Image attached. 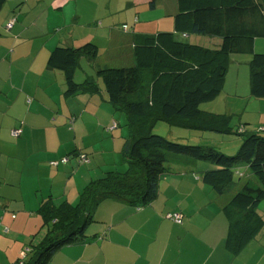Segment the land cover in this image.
I'll list each match as a JSON object with an SVG mask.
<instances>
[{
  "label": "crops",
  "instance_id": "1",
  "mask_svg": "<svg viewBox=\"0 0 264 264\" xmlns=\"http://www.w3.org/2000/svg\"><path fill=\"white\" fill-rule=\"evenodd\" d=\"M124 1L127 13L109 2L108 10L91 18L66 10L78 0H7L0 10V264H25L45 241L51 222L40 211L42 203L76 206L91 181L113 168L123 172L130 167L123 155L128 118L110 102L98 70L135 65V35L158 33L151 28L175 30L171 19L163 20L174 17L178 1L160 0L151 8V0H116ZM185 36L210 47L222 43L219 37ZM87 42L97 44L98 56L82 57L75 78L79 83L91 78L96 89L69 95L64 72L49 67L48 58L58 45ZM255 49L264 52V38L256 39ZM233 56L222 92L209 101L223 96L222 103L208 111L237 117L242 130L246 123L262 130L264 99L251 94L250 58ZM232 70L236 82L231 87ZM17 128L22 132L14 136ZM226 138L237 147L243 140L240 135ZM180 161L161 176L149 204L101 201L84 240L61 246L48 264H264V226L238 254L226 247L223 207L244 183L234 182L219 194L203 181V172L215 164ZM237 169L239 177L254 179L247 164ZM174 211L183 214V223L166 216ZM258 212L264 217V200Z\"/></svg>",
  "mask_w": 264,
  "mask_h": 264
},
{
  "label": "trees",
  "instance_id": "2",
  "mask_svg": "<svg viewBox=\"0 0 264 264\" xmlns=\"http://www.w3.org/2000/svg\"><path fill=\"white\" fill-rule=\"evenodd\" d=\"M7 0H0V10ZM23 1V0H20ZM160 0H151L155 8ZM174 32L137 33L134 37L136 64L130 67H103L98 70L110 102L128 118L130 133L123 155L130 167L110 170L91 181L76 205L51 206L40 211L51 229L45 241L33 249L25 264H48L63 245L84 240L85 227L94 218L98 204L113 198L135 206H145L158 194L162 175L171 165L206 160L215 167L203 172V181L217 193H225L235 182L238 164L245 163L254 179L245 182L223 207L228 220L226 247L238 254L264 226L258 205L264 200V129L242 130L232 115L201 109L222 92L233 54H250V90L264 99V52L255 49L264 38V0H177ZM187 34L219 37V47L190 42ZM98 46L87 42L72 47L58 45L48 58V66L62 70L66 93L81 88L96 89L89 78L79 83L76 71L82 57L98 56ZM158 120L197 130L237 134L242 143L235 154H226L212 145L188 144L153 131ZM249 125L246 123L245 126ZM239 173V172H237Z\"/></svg>",
  "mask_w": 264,
  "mask_h": 264
},
{
  "label": "rangeland",
  "instance_id": "3",
  "mask_svg": "<svg viewBox=\"0 0 264 264\" xmlns=\"http://www.w3.org/2000/svg\"><path fill=\"white\" fill-rule=\"evenodd\" d=\"M79 3L77 6H75V3H71L70 5L66 6V10L69 9V11L73 12L75 11V9H77L80 13H82V15L85 18H91L94 14L99 13L101 14L103 11L108 10L107 7V3L111 2V6L113 8L117 7V6H122L124 8L125 13L127 8L126 6V2H116V0H78ZM165 19L163 20L164 23L169 21L168 19H171L172 22H174V17L173 16H167L164 17ZM83 21H85V19H83ZM156 23V22H155ZM131 30V27L130 29ZM161 29H157V28H151V32L155 31V32H174V30H161ZM186 40L190 41V42H195L194 38L189 39L188 37H185ZM204 44H213L214 42L210 43L209 41H202ZM101 45L104 47V44L101 43ZM256 51H258L256 49ZM259 52V51H258ZM251 58L250 54H244V53H239V54H235V56H233V59H241V60H246ZM243 62V61H242ZM244 64V63H243ZM234 67V66H233ZM240 67L242 66V63H239V65H237V68L240 69ZM232 74L230 75V86L232 87V85L234 84L235 81V73L236 71L232 70L231 72ZM100 81L102 84L103 81L100 78ZM242 82V81H241ZM243 86V82L241 83ZM229 86V87H230ZM220 99L222 98H218V102H213L214 104H212L211 102H205L202 103L200 105L201 109L203 110H210L211 107H213V105H215L216 103H222ZM217 105V104H216ZM209 108V109H208ZM237 119V117H235ZM234 118L233 123L235 124L236 119ZM257 125L249 124L248 128L251 130L257 129L258 127H256ZM153 131L159 135L165 136L169 139L172 140H177L179 142L182 143H188V144H204V145H212L217 147L218 149H220L221 151H223L226 154H235V152H237L238 148L237 147V143L232 144L229 143V139L226 140V137H239V135L236 134H223V133H219V132H212V131H206V130H197L195 128L192 127H181L178 126L176 124H173L169 121L166 120H158L156 122V124L154 125ZM173 133V135H172ZM261 133L264 134V131H261ZM168 136H174V137H168ZM240 141V140H239ZM237 141V142H239ZM242 143V142H241ZM240 143V145H241ZM225 148V149H224ZM244 164V163H243ZM115 170V168H113ZM237 170L236 169V174H235V182L238 183H245L248 180H250L248 177V174L246 175L247 177H239V174H237ZM240 181V182H239Z\"/></svg>",
  "mask_w": 264,
  "mask_h": 264
},
{
  "label": "built area",
  "instance_id": "4",
  "mask_svg": "<svg viewBox=\"0 0 264 264\" xmlns=\"http://www.w3.org/2000/svg\"><path fill=\"white\" fill-rule=\"evenodd\" d=\"M14 22V19H12L9 23H8V27L10 28L12 26ZM124 27L126 28L127 26L124 25ZM117 125V122L114 121L112 126L115 127ZM22 132V129L20 128H17V129H14L12 131V134L14 136H19ZM81 156V160H85L86 159V155L82 154L80 155ZM166 216L170 219H172L174 222L176 223H183V214L181 212H178V211H174V212H169L166 214Z\"/></svg>",
  "mask_w": 264,
  "mask_h": 264
}]
</instances>
